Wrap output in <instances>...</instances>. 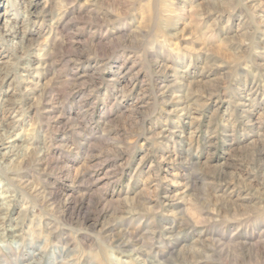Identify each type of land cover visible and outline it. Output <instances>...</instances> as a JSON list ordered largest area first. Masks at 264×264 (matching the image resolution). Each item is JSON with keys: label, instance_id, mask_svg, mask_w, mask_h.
<instances>
[{"label": "rangeland", "instance_id": "374dc122", "mask_svg": "<svg viewBox=\"0 0 264 264\" xmlns=\"http://www.w3.org/2000/svg\"><path fill=\"white\" fill-rule=\"evenodd\" d=\"M0 264H264V0H0Z\"/></svg>", "mask_w": 264, "mask_h": 264}]
</instances>
